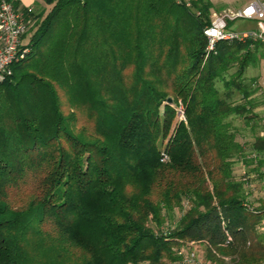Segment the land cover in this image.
Here are the masks:
<instances>
[{
	"label": "trees",
	"instance_id": "16d2710c",
	"mask_svg": "<svg viewBox=\"0 0 264 264\" xmlns=\"http://www.w3.org/2000/svg\"><path fill=\"white\" fill-rule=\"evenodd\" d=\"M8 1L33 25L0 83V264H167L190 242L259 263L264 206L249 208L233 178L247 155L229 119H252L233 92L252 94L263 45L209 52L210 0Z\"/></svg>",
	"mask_w": 264,
	"mask_h": 264
},
{
	"label": "built area",
	"instance_id": "2783aa9c",
	"mask_svg": "<svg viewBox=\"0 0 264 264\" xmlns=\"http://www.w3.org/2000/svg\"><path fill=\"white\" fill-rule=\"evenodd\" d=\"M238 20H252L259 24L258 31L232 32L229 30L230 22ZM31 19L27 18L21 10H15L8 0H0V83L13 74V66L25 58L29 52L23 48V36L28 32ZM208 38V51H214L221 41H253L264 46V2H254L247 7L236 11H224L211 16V24L205 29ZM182 107V106H181ZM179 110V109H178ZM180 119H184V109L181 108ZM183 114V115H182ZM186 121V120H185ZM164 155L162 161H167ZM233 241L228 236L227 244ZM260 264H264V261Z\"/></svg>",
	"mask_w": 264,
	"mask_h": 264
},
{
	"label": "rangeland",
	"instance_id": "374dc122",
	"mask_svg": "<svg viewBox=\"0 0 264 264\" xmlns=\"http://www.w3.org/2000/svg\"><path fill=\"white\" fill-rule=\"evenodd\" d=\"M188 1V0H187ZM189 2V1H188ZM41 8H37V11H42V10H49L48 6L43 2L41 3ZM239 23V22H237ZM33 25V24H32ZM236 70V69H235ZM235 70H232L230 73L232 74ZM228 80L230 78V75L226 77ZM249 85V84H248ZM250 86V85H249ZM217 87L221 90L224 91L226 89L225 83L223 81H219L217 83ZM252 87V86H251ZM234 103L235 104H242L246 105L247 108L249 109V112L247 113L248 116H251L253 112V105L255 106L259 102L257 99H252V102L249 101V99H246L243 94H240L238 91L234 90ZM260 102L263 101V97L259 99ZM182 106V107H181ZM183 108L185 110V105L183 103H180V106L178 107V113L177 117H181V113L179 112L180 109ZM183 115V114H182ZM252 118V117H250ZM186 116H185V111H184V119L183 121L185 122ZM234 127L236 128L238 132V142H247L252 139V132L250 128L245 127L247 120L243 116H233L232 118L229 119ZM84 123V120H83ZM256 134L258 133L257 131L255 132ZM256 137V135H255ZM251 138V139H250ZM249 139V140H248ZM251 151L250 149L247 150ZM246 152V154H247ZM264 156H262L263 158ZM240 160V158H239ZM247 170V169H246ZM244 170L243 164L241 161L236 162L234 165V172H233V178L235 181H241V178L245 177L246 181L244 186H243V191L247 195V201L246 204L249 206L251 209H256L260 210L264 206V171L261 173V176H253L251 177V172H247ZM190 204L184 199L183 204L180 208H176L175 211L173 212L172 216H168L166 223L163 225V229L166 232L167 229L173 230L177 227L178 222L180 221L181 217L189 210ZM150 226H154L153 223H150ZM256 232L258 235L264 236V219L257 224L256 227ZM255 240L251 241L248 243V246L250 247ZM264 242V241H263ZM264 245V243H262ZM212 250V254L217 258L213 259L210 257L209 252ZM178 255L179 259L178 261L175 262H168L167 264H220L219 260H223L224 263L221 264H233L232 260L233 257L235 259H239L238 255H234L233 257H226L221 255L216 249L212 248L209 251V246L206 244H201V243H194L190 242L187 244H184V246L181 249H178ZM262 256V254H261ZM237 259V260H238ZM264 261V258L259 261L260 264L261 262ZM139 264H152L150 262H141Z\"/></svg>",
	"mask_w": 264,
	"mask_h": 264
},
{
	"label": "crops",
	"instance_id": "0c3cea01",
	"mask_svg": "<svg viewBox=\"0 0 264 264\" xmlns=\"http://www.w3.org/2000/svg\"><path fill=\"white\" fill-rule=\"evenodd\" d=\"M21 4V8H27L31 10H37V8H41V3L44 0H19ZM264 2V0H210L212 4L211 12L212 14L221 13L224 11H236L241 10L248 5L254 2ZM45 3V2H44ZM239 22V23H237ZM229 30L232 32H246V31H258L259 24L257 21L252 20H238L236 22H232L229 26ZM245 81L249 84L252 94L248 98L249 101L252 102V99H257L259 102L255 106L253 105V114L251 115L252 119L247 121V128L251 129L252 139L243 143L239 142L243 145L245 153L248 149L251 151L247 152L246 157H242L236 160V162L241 161L243 164L244 170L247 172H251V177L255 175L261 176L262 171H264V163L259 166L258 161L261 159L264 161V153L262 155L255 154L253 152V145L256 142L258 137L264 138V46L259 49L257 52L256 64L251 65L246 73H245ZM252 86V87H251ZM263 97V101L260 102L259 99ZM258 132L257 134L255 132ZM256 135V137H255ZM254 153V154H253ZM252 157L256 160L254 163H247L246 159L250 160ZM260 158V159H259ZM245 180V177L241 178Z\"/></svg>",
	"mask_w": 264,
	"mask_h": 264
},
{
	"label": "water",
	"instance_id": "95a60500",
	"mask_svg": "<svg viewBox=\"0 0 264 264\" xmlns=\"http://www.w3.org/2000/svg\"><path fill=\"white\" fill-rule=\"evenodd\" d=\"M172 101H173V99H172V98H169V99H168V102H169V103H171Z\"/></svg>",
	"mask_w": 264,
	"mask_h": 264
}]
</instances>
